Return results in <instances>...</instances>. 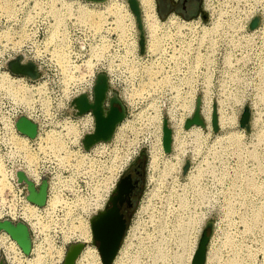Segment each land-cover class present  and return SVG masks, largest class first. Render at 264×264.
I'll list each match as a JSON object with an SVG mask.
<instances>
[{"label":"rangeland","instance_id":"374dc122","mask_svg":"<svg viewBox=\"0 0 264 264\" xmlns=\"http://www.w3.org/2000/svg\"><path fill=\"white\" fill-rule=\"evenodd\" d=\"M4 1L10 5L7 10L3 7ZM66 1L0 0V77L7 83L21 81L9 76L3 68V61L13 54L11 42L21 40L33 30L24 26L32 16L36 18L37 38L42 39L45 33L46 41L55 38L59 16L52 13L55 21L46 31V12L49 7L58 6V2L67 5ZM88 1L91 0H79V7ZM91 2L106 4L105 0ZM203 6L204 20L172 12L159 16L155 8L160 22L157 45L142 19L145 47L137 61L126 56L120 42L97 48L74 44L80 55L92 48L104 54L105 62L111 65L110 88L118 93L125 107L124 122L116 124L109 141L96 142L86 150L80 144L82 150L75 153L71 143L66 147L55 139L52 145L50 142V149L58 152L63 148L65 154L44 163L48 165L44 166L50 172L48 175L52 176L44 209L59 206L51 220H42V231L36 228L30 231L31 255L22 254L13 239L0 231V247L4 245L10 254L8 264H36L37 261L48 264L49 260L44 263L41 260L44 254L41 250L47 247L50 262L57 264L66 246L75 241L83 246L73 264H88L81 256L91 246L83 226L88 228L89 217L102 205L120 171L139 149H143L144 186L131 226L122 240V243L130 240L129 244L124 245L117 264H186L190 248L196 247L207 221L211 227L206 229L208 240L202 264H264V0H203ZM253 16H258V23L248 29ZM115 24L116 34L124 37V26ZM130 27L135 33L131 45L136 46L132 52L136 56L135 21L134 27L131 24ZM74 34L78 35L76 31ZM57 56L64 61L61 49ZM86 64L91 71L93 64ZM50 68L45 62L38 70L43 75L38 80L46 79L53 95L56 78L50 74ZM5 86L6 82L0 85L1 93L8 95L3 90ZM196 97L200 98V116L205 126L197 125L196 129L187 131L183 121L192 114ZM212 106L217 116L216 131H212L209 123ZM244 106L249 110L248 130L238 125ZM50 118L52 126L60 121L56 115ZM75 118L81 125L87 122L92 126V115L82 113ZM162 121L169 129L171 143L168 152L162 151L161 155L175 151L172 135L176 131L181 137L178 153L173 158V173L164 176L166 186L163 187L156 185L158 174L150 164L151 144L160 133ZM8 127L12 131L15 125L9 123ZM79 127L70 121L65 125L73 134V143L78 142ZM51 132L48 129L46 136ZM27 138L32 137L23 133L11 135V141L17 146L21 144L23 149H27ZM185 162L188 166L182 174L181 166ZM26 172L33 174L34 170L28 168ZM168 186L172 190L170 195ZM4 187L9 188L10 183L0 166V191ZM2 212L0 206V215ZM7 212L15 215L11 207ZM36 212L34 204L25 203L20 215L24 221L34 217L35 222L29 223L40 226L41 216ZM161 223L162 227L156 228ZM179 238L184 239L179 242ZM157 251H161L158 256Z\"/></svg>","mask_w":264,"mask_h":264},{"label":"built area","instance_id":"2783aa9c","mask_svg":"<svg viewBox=\"0 0 264 264\" xmlns=\"http://www.w3.org/2000/svg\"><path fill=\"white\" fill-rule=\"evenodd\" d=\"M114 1L115 0H108V10L104 12L106 14V21L102 23L99 28H94L87 18L83 16L84 10L79 7V0H68L66 1L67 5L58 2V6L49 7L46 12V31L48 29L47 27L55 21L52 13L59 16V19H57L59 21L57 25V36L50 41L45 40L46 33L42 39L37 38V26L34 25L36 18L32 16L31 19H28L27 17L26 19L30 21H27L28 23H26L24 19L23 24L26 23L24 26L30 29L33 28V30L27 32L21 40L11 42L13 54L3 61V68H5L4 70L7 74L12 77H18L21 81H19V84L15 83L16 81L9 84L6 79L0 77V85L6 82V86L3 90L4 92L8 91L6 92L8 95H3L1 93L2 89H0V166L2 172L5 174L6 180L10 183L9 188L4 187L0 191V203L2 201L0 206L3 211L0 215V220H23L20 215L22 205L25 203L33 204L26 199L25 184L19 183L16 180V169H20L32 182L34 187H37L41 179L44 177L46 179V197L44 205L38 206L34 204L38 215L41 216L40 226L38 223L36 225L29 223L30 221L35 222L34 217H31L30 221L23 220L28 227L29 233L30 231L32 233L34 228L39 232L42 231V220H46L47 222L51 220L54 210L59 206L57 205L52 209L49 208L50 210L44 209L47 197L50 193V181L52 178L51 175H48L50 172L44 167L46 165L44 163L48 160L52 161V159H56V156H63L65 154L63 148L58 152L50 149V142H52V145L53 140L55 139L65 143L66 147L71 143L74 146L72 151L75 153L78 150H82L80 145L81 137L93 129V125L91 126V124H88L87 122L84 123V125H81L80 121H76V118L73 115L74 109L72 110V106L70 105L71 99L75 95L83 92L85 93L87 100L92 101V86L94 78L96 73L100 71L105 73L108 85L105 93L104 106H107V99L113 91L110 88L111 83L109 77L111 65L105 62L104 54H102V52L93 51L92 48L88 53L86 52L87 55L83 52V54L80 55L79 51H76L73 48L74 44L80 43L81 46L86 45L88 47L97 48L98 46L104 47L105 45L120 42L125 48L124 51L126 52V56L130 59L137 61L136 58L139 59L143 55L138 53L136 57L134 54L135 52L132 53L136 50V46L132 48L131 45V39L132 36H135V33L133 35L129 31L124 37H119L116 34V29L114 28L115 16L113 13L115 10ZM86 5L88 7H93L96 10L103 7L100 2L88 1ZM74 31H76L78 35H75ZM58 34H60V36ZM58 43H61V48H58ZM42 45L43 47H39ZM60 49L65 54L64 61H60L57 56ZM15 56H20L21 62H33L38 73L37 77L31 79L25 75L11 73L6 67V62ZM45 62L51 67L49 69V71L51 70L50 74L56 78V87L53 95L51 90H49L50 88L47 85L46 79L38 80V78L43 76L38 70L41 69ZM87 62L93 64V69L91 71H89V67L86 64ZM10 89L13 90L10 91ZM118 97L120 98L119 95ZM65 110L68 111L67 114H64ZM85 113L89 116L92 115L90 110ZM55 115L60 118V121H57L52 126L50 123V117ZM19 116H24L36 124L35 136L27 138V149L24 148L25 151L21 144L17 146L16 143L11 141V135L13 133H17L18 135L21 134L14 127V122ZM69 121L80 126L79 128L81 129V132L77 138L78 142H72L73 134L65 128V125H67ZM9 123H12L14 127L12 131L8 127ZM48 129H52L53 132H51L49 136H46L45 132L48 131ZM57 130H59V133ZM27 158H30V161H28ZM28 168L33 169L34 173L31 174L28 172V174L26 172L28 171ZM11 203H14V206H12ZM10 207L13 208L15 212V215L13 216L7 212ZM10 240L12 239L10 238ZM12 241L16 249L21 251L17 243L14 240ZM31 247L32 243L30 249ZM47 249L48 247L42 248L41 252H44V254L40 252L43 255L41 260L43 263L49 260L48 264H53L50 262L51 258L47 255ZM27 254L31 255L30 250ZM0 255L3 256L5 263L8 264V255L2 247H0ZM22 258L23 257L21 256V259ZM60 262L61 260L57 264H60ZM36 264H40V262L37 261Z\"/></svg>","mask_w":264,"mask_h":264},{"label":"water","instance_id":"95a60500","mask_svg":"<svg viewBox=\"0 0 264 264\" xmlns=\"http://www.w3.org/2000/svg\"><path fill=\"white\" fill-rule=\"evenodd\" d=\"M91 1H100V0H91ZM129 10L131 11L135 26L138 32V53L143 54L145 41H144V33L143 26L141 21V15L139 11V6L137 0H125ZM205 18H203L204 20ZM258 16H253L248 24V29L254 28L258 23ZM20 56H15L12 59H9L6 62L7 69L13 74L25 75L31 79L37 77V70L33 62L25 61L21 62ZM107 79L106 75L103 72H97L94 78V83L92 86V101H88L85 93H79L75 95L71 101L70 105L72 106L73 115L78 116L88 110H90L93 116V129L92 131L85 133L80 142L83 149L90 148L94 143L99 141H109L113 130L116 124L124 117L125 115V107L121 102L120 98L117 95L116 91H112L110 97L107 99V107H104L105 101V93L107 91ZM200 98L196 97L195 105L192 114L189 117H186L183 121V127L188 128L192 124L199 125L201 127L205 126L204 120L200 116L199 110ZM210 127L212 131H216L218 128L217 125V116L214 106H212L210 119H209ZM15 128L28 137H33L36 132V125L33 121L27 119L24 116H19L14 122ZM238 125L245 130L249 128V110L248 106H244L242 112L240 114ZM161 128L163 131L162 139H161V149L163 152H168L169 146L171 143V134L169 132L168 127H166L165 121H162ZM188 164L185 162L181 166V173L184 174L186 171ZM16 180L19 183L25 184L26 189V199L38 206H41L45 202L46 197V179L43 177L38 184L37 187H34L32 182L26 177V175L20 170L16 169L15 171ZM117 182L115 185L117 186ZM108 199L111 198L110 195L107 196ZM104 210L97 211L96 213L104 214ZM95 218L96 214L93 213L88 221L90 225V233L92 237V244L95 238ZM211 222L207 221L205 223L204 228L201 231L200 237L198 239L196 248L192 254L190 264H202L205 258L206 251V243L208 240V234L206 233V229H210ZM0 231L6 232L10 238H12L21 251L23 253H28L30 250V233L27 225L21 221H11L8 219L0 220ZM120 239V229L118 234L113 238L111 248L107 252H103L100 247L97 248L98 255L100 257L101 264H110L113 257L115 256V251L117 244ZM83 243L79 241H75L69 243L66 246L64 251L63 258L60 264H73L76 256L81 250ZM0 264H4L2 259L0 258Z\"/></svg>","mask_w":264,"mask_h":264},{"label":"flooded vegetation","instance_id":"af4514ba","mask_svg":"<svg viewBox=\"0 0 264 264\" xmlns=\"http://www.w3.org/2000/svg\"><path fill=\"white\" fill-rule=\"evenodd\" d=\"M154 3L159 16L172 12L190 19L197 16L202 19L206 18L203 0H154ZM162 135L163 131L160 128V143ZM142 156L143 149H139L137 155L129 162L127 167L120 171L116 181L118 183L117 186L114 184L109 191L108 195L111 198H105L102 205L94 212L97 214L94 223L95 238L92 244V237H90L89 243L96 250L100 247L103 252L109 251L113 238L118 234L120 229V239L116 247V253L131 226L132 217L136 210L135 206L138 203L144 186V158ZM101 210L105 211L104 214L96 213ZM2 248L9 254L4 245ZM0 258L6 264L3 256L0 255Z\"/></svg>","mask_w":264,"mask_h":264},{"label":"bare ground","instance_id":"6f19581e","mask_svg":"<svg viewBox=\"0 0 264 264\" xmlns=\"http://www.w3.org/2000/svg\"><path fill=\"white\" fill-rule=\"evenodd\" d=\"M100 1H103V0H100ZM138 2V6H139V11H140V15H141V21L143 19L144 23L147 25L148 29H149V32H150V35L151 37L153 38V40L155 41L154 45L156 46V40H157V31L159 29V18L157 17L156 15V12H155V4H154V0H137ZM108 0H106V4H104L103 8L99 9V10H96V9H93V8H89L86 3H82L81 4V8H83V16L85 18H87V20L92 24V26L94 28H99L102 23H104L106 20H105V16L106 14L104 13L106 10H108ZM112 6V5H111ZM114 6H115V10L113 11L114 13V16H115V23L117 22V25L122 27L124 26L125 28V35H127V33L130 31L131 34H133V29L130 27V24L131 26L133 25L134 27V19H133V15L131 13V11L129 10L128 8V5L126 3L125 0H121V1H118V0H115L114 1ZM2 7V6H1ZM3 7H5V9L7 10V8L10 7V5L7 3V1H4L3 2ZM105 8V9H104ZM142 12V13H141ZM128 17V18H127ZM59 18V17H58ZM56 18V22L58 21ZM126 18V19H125ZM126 21V22H125ZM168 21L171 22L172 19L171 17L168 18ZM107 23V22H106ZM164 22H162L163 24ZM143 24V23H142ZM116 25V24H115ZM55 27V26H54ZM116 27V26H115ZM132 39H133V36H132ZM132 39H131V42H132ZM153 47V50H156V47ZM121 100V99H120ZM122 102V101H121ZM85 113V112H84ZM209 114V113H208ZM205 116L208 118L209 116L205 113ZM91 119V117H90ZM93 122V121H92ZM124 122V118H122L118 124H121ZM94 124V122L92 123V125ZM198 126L197 125H194L192 124L191 126H189L188 128H186L185 130L187 131H190V130H194L196 129ZM117 128V127H116ZM92 131V130H91ZM177 133L176 134H173L172 137L174 139V143H175V146H176V149L174 152H172L170 155H161V152H162V149H161V143H160V133L157 134V137L155 138V140L152 142L151 144V161H150V164H151V167L153 169V171H155L157 174H158V178H157V183L156 185L157 186H166L164 185V176L166 174H171L173 173V170H174V167H175V163L173 162V158L175 157V155L178 153V147L180 146V142H181V137H180V134L178 131H176ZM175 133V132H174ZM130 157V156H129ZM179 159V158H178ZM172 175V174H171ZM172 179H175L173 178L172 176ZM171 183V182H170ZM169 183V184H170ZM167 184V185H169ZM5 186V185H4ZM169 187V186H168ZM171 187V186H170ZM169 187V189L171 190V188ZM155 190V188L153 189ZM153 192V191H152ZM172 192V190L170 192H168V195H170ZM167 195V194H166ZM180 195V194H178ZM165 197V196H163ZM167 198H169V196H167ZM171 199V198H170ZM165 200H166V197H165ZM169 200V199H168ZM164 201V200H163ZM167 201V200H166ZM180 202L179 203H182L181 201L182 200H179ZM162 202V201H161ZM147 207L144 206L143 207V210L145 211ZM150 208V207H149ZM151 214V213H150ZM97 215V214H96ZM159 217V216H158ZM152 219V218H151ZM154 219V218H153ZM165 219V218H164ZM152 221V220H150ZM101 222V221H100ZM82 225V224H81ZM162 223L159 225V224H156V228H159L162 227ZM87 227L84 225L83 226V230H84V233L86 232L87 230V233H88V236H89V240H90V237H91V233H90V226L88 225V228L86 229ZM136 228V227H135ZM134 229V228H133ZM132 229V230H133ZM102 230V229H101ZM177 230V229H176ZM111 231V230H110ZM184 238H179V242H181ZM130 241V240H129ZM129 241L128 244H129ZM108 242V241H107ZM127 242L125 243V240H124V243L121 244V246L119 247L118 251L116 252L115 256L113 257L112 261L110 264H117L119 261V258H120V255L122 254L123 252V247L124 245L127 246ZM183 243V242H182ZM181 243V244H182ZM185 243V242H184ZM188 243V242H187ZM106 244V243H105ZM195 244V242H194ZM104 245V244H102ZM180 245V244H179ZM185 245V244H184ZM185 247V246H184ZM125 248V247H124ZM183 248V246H182ZM196 248V247H194ZM193 246L190 248V251L191 253L193 254L194 252V249ZM108 249V248H106ZM161 253V251H157V256ZM182 253V252H181ZM190 252L188 253V257H186L187 259V262L186 264H188L189 261H191V254ZM179 254V253H178ZM177 254V255H178ZM82 258H85L86 261H88V264H101L100 262V257L98 255V252L96 250V248L91 244V246L87 247L83 252H82ZM28 260V259H27ZM182 262V261H181ZM181 264V263H180Z\"/></svg>","mask_w":264,"mask_h":264}]
</instances>
